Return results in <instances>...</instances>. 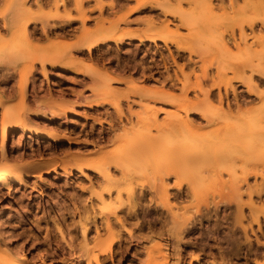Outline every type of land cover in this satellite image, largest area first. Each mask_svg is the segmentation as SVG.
<instances>
[{
    "label": "rangeland",
    "instance_id": "obj_1",
    "mask_svg": "<svg viewBox=\"0 0 264 264\" xmlns=\"http://www.w3.org/2000/svg\"><path fill=\"white\" fill-rule=\"evenodd\" d=\"M46 1L0 0V173L16 175L0 185V264H87L79 246L107 231L90 264H264V165L247 152L264 127V0ZM209 21L223 27L189 29ZM105 176L130 195L101 192Z\"/></svg>",
    "mask_w": 264,
    "mask_h": 264
},
{
    "label": "bare ground",
    "instance_id": "obj_2",
    "mask_svg": "<svg viewBox=\"0 0 264 264\" xmlns=\"http://www.w3.org/2000/svg\"><path fill=\"white\" fill-rule=\"evenodd\" d=\"M44 1V0H43ZM48 1V0H47ZM46 1V2H47ZM60 1V0H59ZM234 1V0H233ZM227 2V1H226ZM229 2V1H228ZM217 3V2H216ZM46 4V3H45ZM59 4H60V2H59ZM227 5L229 4V3H226ZM60 5H62V4H60ZM235 6V5H234ZM237 6V5H236ZM230 7V6H229ZM219 9V8H218ZM217 9V10H218ZM207 10V12L209 13V11H211V8L210 7H208V9H206ZM216 10V9H215ZM197 12H199V11H197ZM230 14H231V9H230ZM16 15V14H15ZM14 17V16H13ZM166 17H168V16H166ZM68 18V17H67ZM253 23H254V20L253 19H246V18H243V19H240L239 21H233L230 25H228V26H226V27H230L231 29H233V27L234 26H237V28L239 29V31L240 32H242L243 31V26L246 24V25H250V26H252L253 25ZM259 23V22H258ZM213 25L215 26V27H217L216 28V30L218 29V28H220V27H223L222 26V23L221 22H218V23H216V24H214V23H212V22H205V24H201V23H195V24H191V23H189V29L190 30H193V31H199V32H207V33H209V32H213V31H215V28L213 27ZM86 26V25H85ZM40 29H42V28H40ZM46 29V28H45ZM28 30H30V29H28ZM34 30V29H33ZM32 30V31H33ZM234 30H236V29H234ZM245 30V29H244ZM31 30L29 31V32H32ZM48 31V30H47ZM34 32V31H33ZM43 32V31H42ZM41 32V33H42ZM34 33H38V32H34ZM33 33V34H34ZM87 33V32H86ZM224 33V32H223ZM31 34V33H30ZM32 35V34H31ZM242 35V34H241ZM34 36V35H33ZM226 36V35H225ZM35 37V36H34ZM227 38V37H226ZM34 39V38H33ZM37 39V38H36ZM237 40V39H236ZM83 41V40H82ZM81 41V42H82ZM128 41V40H127ZM110 42V41H109ZM229 42H230V40H229ZM233 42V41H232ZM111 43V42H110ZM231 43V42H230ZM105 44V43H104ZM108 44V43H107ZM101 45V44H100ZM230 45V44H229ZM236 45V44H235ZM260 45L262 46V48L264 47V43L262 42V43H260ZM94 49V48H93ZM226 49V48H225ZM205 51H207V50H205ZM227 51V50H226ZM72 52V51H71ZM81 52V51H80ZM202 51H200L199 53L202 55V53H207V52H209V51H207V52H202ZM244 52L249 56L250 54L251 55H253L254 53H252V52H255V51H252V49H251V47H246L245 49H244ZM78 53V52H77ZM196 53H198V52H196ZM198 53V55H200ZM31 55V54H30ZM37 56V55H36ZM257 56V57H256ZM31 58H32V56H30ZM52 57H58V56H56V54L55 55H53ZM51 57V58H52ZM191 57V56H190ZM253 57H255L254 59H263L264 60V49H263V52H255V56H253ZM51 58H41V62L43 63L44 61H48V62H53L54 61V58H53V60L51 59ZM32 60H34V59H32ZM36 61V60H35ZM248 61V60H247ZM249 61H250V59H249ZM33 62V61H32ZM243 62H237V64L238 65H241ZM248 64H250L251 65V63H253V61L251 62H247ZM246 63V65H248ZM244 64V63H243ZM36 65V64H35ZM35 65H34V67H35ZM187 65V64H186ZM245 65V66H246ZM264 65V63L262 64H260V66L262 67ZM250 67V66H249ZM257 67V66H256ZM255 69L254 68H252L251 69V71H254ZM261 70V69H260ZM1 71V70H0ZM262 72V71H261ZM253 78V77H252ZM261 81V80H260ZM246 83V82H245ZM247 84V83H246ZM27 85V84H26ZM174 86V85H173ZM249 86V85H248ZM250 88H252L253 89V87L252 86H249ZM94 88V87H93ZM95 89V88H94ZM256 91V90H255ZM258 93V92H257ZM95 95H97V94H95ZM94 95V96H95ZM248 96V95H247ZM250 97V96H249ZM202 106V105H201ZM187 107H188V104H184V106L182 107L183 109H187ZM208 108V107H207ZM207 108H204V107H202V109H203V111L206 113L208 110H207ZM19 113V112H18ZM195 113H197V112H195ZM258 114V115H257ZM255 116L257 117L256 119V121H258V122H260L261 120H264V109L262 110V111H260L259 110V112L257 113ZM206 115H207V113H206ZM195 116V115H194ZM208 116V115H207ZM209 117V116H208ZM207 119V118H206ZM208 119H210V118H208ZM255 120V119H254ZM11 121V120H10ZM130 120H128V122H129ZM154 123V122H153ZM5 124H9L8 123V120L7 119H5V117L3 116V118H2V121H1V125L2 126H4ZM155 124V123H154ZM16 125V124H15ZM20 127V126H19ZM1 128V127H0ZM255 128H256V130H255ZM255 128H253V130H249L250 132H248L247 133V136L249 135V142H250V149H248L249 151H247V152H249V158H251L252 159V162H257V164L258 165H260L261 166V168H263V165H264V145H262V149L260 150V146H261V144H264V138H262V136H264V127H259V126H257V127H255ZM12 130V129H11ZM27 130V129H26ZM25 130V131H26ZM215 130V131H214ZM216 130H218V129H213V133H217V131ZM8 131V130H7ZM28 131V130H27ZM253 131H255V132H253ZM6 132V131H5ZM34 132V131H33ZM37 132V131H36ZM7 133V132H6ZM212 133V134H213ZM29 134V133H28ZM32 135H34V134H32ZM233 135H235V134H233ZM232 135V136H233ZM199 137V136H198ZM205 137V136H204ZM1 138V137H0ZM204 140V139H203ZM232 142H233V140H232ZM241 146H242V144L241 143H239ZM249 144V143H248ZM5 147H6V145H5V138L3 137V138H1V140H0V150L2 151V152H5ZM199 156V155H198ZM221 156V155H220ZM186 158V157H185ZM196 158H197V155H196ZM212 158V157H211ZM9 159V158H8ZM186 159H189V158H186ZM202 160H203V157L201 158ZM10 160H11V158H10ZM17 160V159H16ZM195 160V155L193 156L192 155V157H190V159H189V161L190 162H192V161H194ZM250 160V159H249ZM253 160H255V161H253ZM11 161H15V160H11ZM188 161V162H189ZM210 161V160H209ZM215 162V161H214ZM7 163H9V164H7V167L8 168H13L14 167V165H15V163L13 162V163H10V162H8L7 161ZM213 163V162H212ZM105 164H106V159L104 158V157H101V158H98L97 160H93L92 162H88V163H77V164H74V165H70V166H65V167H63V169L66 171L67 169H72L73 167L75 168V169H77V170H82L83 168H90V167H92V168H96V169H99V168H101V167H103V166H105ZM189 164V163H188ZM191 164V163H190ZM256 164V166H255V168H257V165ZM253 166L255 165V163H253L252 164ZM171 168V167H170ZM176 168V167H175ZM54 169V168H53ZM110 169V168H109ZM253 169V168H252ZM73 170V169H72ZM259 170H261V169H259ZM41 172V171H40ZM53 172V171H52ZM101 172V171H100ZM168 172H169V170H168ZM176 172V171H175ZM241 172H242V169H241ZM125 173V172H124ZM19 174V173H18ZM22 174V173H21ZM100 174V173H99ZM244 174V175H243ZM242 174V181H245L246 180V178H247V174H252V175H254V176H257L258 175V170H255V169H253L251 172H248L247 170H245L244 171V173ZM15 177H16V175H13V174H11L10 173V171H1V173H0V185L1 186H4V185H6V183H7V181L10 179V180H13V179H15ZM20 177V176H19ZM128 177H131V176H128ZM127 177V178H128ZM121 181V180H120ZM132 180H130V179H124L123 180V182H114V181H112V178L111 177H109V176H105L104 177V179H103V186L101 187V192H103V193H105V194H108V196L111 194V192L112 191H115L116 192V198H117V202L118 203H121V192L122 191H124V192H126V194H127V196L128 195H130V193H131V191H132V188H131V185H132ZM180 182V181H179ZM177 183L176 184V186H177V188H179L180 190H183V188H182V186H183V184H182V182L181 183ZM198 182V181H197ZM18 183H20V182H18ZM163 183H164V181H163ZM193 182H191V184H192ZM233 183H236V182H233ZM17 184V183H16ZM102 184V183H101ZM188 184V183H187ZM19 185V184H18ZM190 185V184H189ZM189 185H187V186H189ZM232 185H235V184H232ZM10 186V185H9ZM186 186V185H185ZM238 184H236L235 185V190L236 189H238ZM151 187H152V185H151ZM150 187V188H151ZM190 188H191V190L193 189L192 188V186L190 185L189 186ZM252 187V186H251ZM8 189H9V187H7ZM185 188V187H184ZM160 189V188H159ZM162 190H163V188H161ZM263 190V189H262ZM176 191H179L178 189L176 190ZM227 191V190H226ZM258 191V193H256L257 195L259 194V192H260V190H257ZM256 191V192H257ZM228 192V191H227ZM230 192V191H229ZM231 192H233V191H231ZM234 192H236V191H234ZM261 192H263V191H261ZM113 193V192H112ZM101 194L102 193H100L99 194V196L101 197ZM115 194V193H114ZM180 194V193H179ZM187 195V194H186ZM229 196H231V194L229 195ZM235 196L237 197V194H235ZM240 196V195H239ZM253 196V195H252ZM228 197V196H227ZM235 197V198H236ZM258 197H259V195H258ZM229 198V197H228ZM238 198V197H237ZM241 198V197H240ZM166 199V198H165ZM225 200V199H224ZM234 200H236V199H234ZM116 201V200H115ZM230 201V200H229ZM243 201V200H242ZM234 202V204L233 203H231V204H233V205H235V204H238V203H236L237 201H233ZM110 203V202H109ZM248 203V202H247ZM250 203V202H249ZM165 204V203H164ZM258 204V203H257ZM110 205V204H109ZM112 206V205H111ZM110 206V207H111ZM130 206H131V208L133 207L132 206V204L130 203ZM197 206V205H196ZM237 206V205H236ZM253 206V205H252ZM258 208H259V206H257ZM207 208V207H206ZM209 208V207H208ZM188 212H189V210H187ZM191 211V210H190ZM196 212H197V210H195ZM263 211V210H262ZM185 212V211H184ZM243 212V211H242ZM256 211L255 210H250V217H251V219H252V221H257V216H254V213H255ZM194 214V213H193ZM248 215V214H247ZM246 215V216H247ZM252 215L254 216V218L252 217ZM191 216H195V215H191ZM241 217H242V214H241ZM259 217V216H258ZM111 218V217H110ZM172 218H174V216L172 217ZM194 217H192V218H188V219H190V224H192V222H193V219ZM261 218V217H260ZM186 218H184V220H185ZM188 219H186L185 221H183L182 223H181V225H187L186 224V221L188 220ZM174 221V220H173ZM241 222V221H240ZM1 224V223H0ZM174 224H176V223H173V225ZM179 224V223H178ZM188 226V225H187ZM178 227V226H177ZM191 227H192V225H191ZM193 227H194V225H193ZM192 227V228H193ZM3 227H1L0 226V235L4 238V240L6 241V243H7V241L8 242H10L13 238H10L11 236L9 235V233H7L6 232V230L4 231L3 229H2ZM248 228V227H247ZM186 230V229H185ZM188 230V229H187ZM192 230V229H191ZM193 231V230H192ZM1 236H0V238H1ZM3 238H2V240H3ZM257 238V237H256ZM113 239H114V236H113V234L111 233V231H107V233H106V235L104 236V237H100V236H96V237H94V238H92L90 241H91V244L90 243H87L86 241L84 242V245L81 247V246H79V250H77V252H78V254H79V256H77V257H81V258H84V261H86L87 262V264H90L91 262H93V261H95V262H97V260L99 261V258H100V256H104L108 251H110L111 250V248H112V243H113ZM89 240V239H88ZM83 243V242H82ZM9 245V244H8ZM13 245V244H12ZM76 252V251H75ZM73 253V254H76V253ZM254 254H256V253H254ZM104 258V257H103ZM85 262V263H86ZM10 264H19V263H10ZM23 264H29V263H27V262H24Z\"/></svg>",
    "mask_w": 264,
    "mask_h": 264
}]
</instances>
